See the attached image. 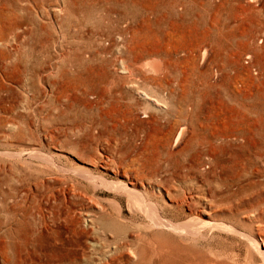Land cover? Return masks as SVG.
Here are the masks:
<instances>
[{"label": "rangeland", "instance_id": "1", "mask_svg": "<svg viewBox=\"0 0 264 264\" xmlns=\"http://www.w3.org/2000/svg\"><path fill=\"white\" fill-rule=\"evenodd\" d=\"M114 182L238 230L149 227ZM251 234L264 0H0V264L261 263Z\"/></svg>", "mask_w": 264, "mask_h": 264}, {"label": "bare ground", "instance_id": "2", "mask_svg": "<svg viewBox=\"0 0 264 264\" xmlns=\"http://www.w3.org/2000/svg\"><path fill=\"white\" fill-rule=\"evenodd\" d=\"M257 71V70H256ZM156 100V99H155ZM180 124V123H179ZM181 127V126H180ZM179 132V135L184 131L185 127L182 125ZM183 134V133H182ZM178 135V136H179ZM93 175V174H92ZM90 175L92 179L98 180L100 182L106 183V181L99 176L96 175ZM111 185L117 186L119 189H124V191L128 194L129 200H131L130 203L134 204L135 207H139L144 209L149 213V221L145 224H147L149 227L154 226H161V227H169L173 228L174 230L178 231L181 234L189 235V236H196L197 234L201 233V229L204 227H209L210 229L214 228H226L229 230L237 231V227L226 222L223 219H218L212 216V213L210 209L207 208H201L197 209L198 203L200 201L198 200L199 195L190 194L189 196H185L182 199H180V203H187L189 206L191 205L196 210L193 211V218L189 219V222H182V223H174L173 221L169 219H165L159 212L156 204L149 200L145 193L140 192V190L137 189L136 183H132L130 185H126L125 182H117V183H110ZM168 195L170 194L169 191ZM131 204V205H132ZM212 207V205H210ZM136 210V209H135ZM138 210V209H137ZM192 210V209H191ZM250 243L252 247L258 251L262 256V262L259 263L252 259L250 261V264H264V246L262 247L260 243L256 240L255 236L253 234L249 235ZM264 242V239H263Z\"/></svg>", "mask_w": 264, "mask_h": 264}]
</instances>
